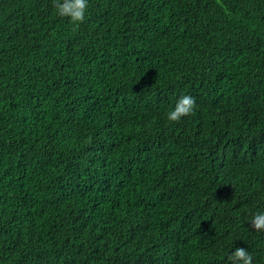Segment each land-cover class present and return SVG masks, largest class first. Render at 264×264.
<instances>
[{
	"label": "trees",
	"instance_id": "trees-1",
	"mask_svg": "<svg viewBox=\"0 0 264 264\" xmlns=\"http://www.w3.org/2000/svg\"><path fill=\"white\" fill-rule=\"evenodd\" d=\"M260 210L264 0H0V264H264Z\"/></svg>",
	"mask_w": 264,
	"mask_h": 264
},
{
	"label": "clouds",
	"instance_id": "clouds-1",
	"mask_svg": "<svg viewBox=\"0 0 264 264\" xmlns=\"http://www.w3.org/2000/svg\"><path fill=\"white\" fill-rule=\"evenodd\" d=\"M89 0H53L56 15L66 17L72 23L83 22L88 9ZM196 109V100L193 96L183 94L176 100L174 107L167 112V120L180 121L191 115ZM255 230H264V210L257 211L251 221ZM231 264H253V256L245 247L237 246L227 257Z\"/></svg>",
	"mask_w": 264,
	"mask_h": 264
}]
</instances>
